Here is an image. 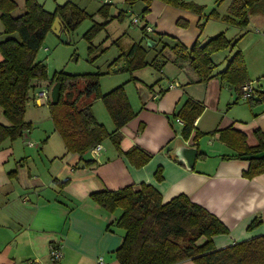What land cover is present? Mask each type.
<instances>
[{
	"label": "crops",
	"instance_id": "0c3cea01",
	"mask_svg": "<svg viewBox=\"0 0 264 264\" xmlns=\"http://www.w3.org/2000/svg\"><path fill=\"white\" fill-rule=\"evenodd\" d=\"M124 1L120 3L126 8ZM229 8L225 12L228 15ZM121 12L112 14L111 7L109 19L100 16L103 22L99 24L118 22ZM143 17V24L151 30L147 29L149 40L155 43H160L158 34L177 39L189 49L196 42H208V38H202L204 17L198 10L186 11L152 0L149 13ZM253 17L264 26L263 14ZM56 19L60 20V34L67 39L61 18ZM161 45L150 54V61L156 59L154 65L127 76L128 72L118 73L126 76L122 77L126 83L122 86L131 110L124 128L116 129L102 99L93 103L96 120L113 135L100 144L104 150L99 155L93 150L83 155L70 153L55 129L50 107L49 121L41 126L32 123L33 114L26 109L31 130L0 147V264H50L52 245L62 248L59 264H101V260L104 264H121L116 257L125 235L116 223L121 210H105L91 195L129 187L139 191L143 185L154 187L164 203L186 196L218 217L229 234L214 239L217 248L264 236V174L245 178L250 161L229 159L238 155V150L221 141V134L231 128L245 137L246 147L261 144L264 87L254 89L250 100L244 101L239 90L216 76L194 83L196 74L178 65L177 56L170 50L161 53ZM219 53L212 57L214 64ZM216 65L215 74L226 69ZM158 72L165 74L164 79ZM118 74L108 77L119 78ZM173 84L179 86L170 89ZM189 103L203 111L185 116L187 120L195 115L192 136L185 138L186 123L179 115L192 110ZM0 123L8 125L1 108ZM210 137L214 140L206 141ZM183 139L199 148L192 171L171 156ZM254 222L257 224L251 228ZM179 264L195 263L187 260Z\"/></svg>",
	"mask_w": 264,
	"mask_h": 264
},
{
	"label": "trees",
	"instance_id": "16d2710c",
	"mask_svg": "<svg viewBox=\"0 0 264 264\" xmlns=\"http://www.w3.org/2000/svg\"><path fill=\"white\" fill-rule=\"evenodd\" d=\"M138 1L147 2L148 6L142 14L147 15L152 0L124 2L130 8ZM157 1L186 11L201 12L203 9L194 3V7H191V4L185 0ZM263 1L233 0L228 10L229 15L224 21L230 25L248 27L254 15L260 13L264 15V11L259 10ZM17 6L16 0H0V23L4 33L9 37L5 40L0 39V108L8 121V125L0 123V147L6 141L13 142L22 138L32 128V124L26 121V109L31 99L29 96L36 90V82L49 80L48 70L43 62L38 61L37 55L51 32L56 18H61L65 24L67 21L72 30L84 20L93 18L86 11L72 4L59 6L55 13H50L37 0H25L24 12L19 16L15 13L18 10ZM111 7L110 2L105 3L99 11V16L109 19ZM127 14L128 12H121L117 17L119 22ZM108 25L109 22L94 25L85 35L87 42L92 44L95 37ZM186 25L187 23H184L183 26ZM147 29L148 26L145 24L142 27V42L134 44L129 52L122 53L111 64L109 67L111 71L106 76L120 72L133 73L154 65L156 59L149 60L150 52H156L161 43V53L170 50L177 56L178 65H185L188 70L196 74L197 79L194 83L205 82L216 76L241 93L242 87L251 82L247 75L245 57L241 51L234 54L223 72L215 74L217 65L212 59L214 53L234 48L237 44L235 42L232 45L224 34L212 38L204 45L196 42L190 49L177 39L158 34L160 43L157 41L156 44L153 41L155 46L149 48L147 42L151 37L148 36ZM163 39L166 41L164 42ZM94 50H96L94 46L90 47L91 54ZM119 63H121L120 68L115 71ZM103 75L101 73L70 75L61 72L50 80L53 83L51 95L53 99L48 106L51 110L52 122L70 153L86 154L96 145H102L107 138L113 136L96 120L92 107L96 100H103L117 130L124 128L130 120L131 110L126 100L124 86L102 94L99 80ZM75 87L79 88V91L73 94ZM189 107L192 110L187 109L186 113H180L179 117L184 119L187 114L193 112L200 114L203 111L201 107L191 103ZM194 119L195 115L190 119H184L185 138L192 136ZM221 139L222 142L238 150L236 151L238 155L230 156L229 159L234 157L243 159L245 156L264 151V139L261 138L258 147L249 148L246 147L245 137L231 128L221 134ZM114 140L115 145L119 147L117 135ZM250 163L245 178L254 179L264 174V160ZM91 198L105 210L110 212L121 210L116 222L117 227L125 232L123 243L116 252L118 262L121 264H179L187 260H192L195 264H264V236L225 248H217L214 239L228 235L229 229L218 217L194 205L186 196L181 195L164 203L162 196L154 187L143 185L139 191L134 187L118 191L104 190L93 193ZM256 224L257 222H254L251 228ZM188 235L192 238L186 245L177 241ZM201 239L205 241L198 245Z\"/></svg>",
	"mask_w": 264,
	"mask_h": 264
},
{
	"label": "rangeland",
	"instance_id": "374dc122",
	"mask_svg": "<svg viewBox=\"0 0 264 264\" xmlns=\"http://www.w3.org/2000/svg\"><path fill=\"white\" fill-rule=\"evenodd\" d=\"M187 3L193 5H200L202 9L203 20V37L208 38V41L212 38L224 34L226 39L230 41L234 48H228L227 50L221 51L216 58L215 63L218 64V69L222 67L226 68L228 62L234 54L241 51L244 54L245 61L248 66V76H250L252 85L254 89L260 90L261 86L264 87V26H261L257 18L252 17V21L248 27H239L235 25H228L224 21L225 16H228L226 10L231 4V0H185ZM18 4V10L16 14L24 12L25 0H16ZM108 2V0H41V6L47 11L56 12L59 6H65L66 4H72L78 8L86 11L93 18L84 20L76 29L72 30L68 22L62 20L64 27L66 25L67 39L65 42L61 40L53 32H50L43 44L42 49L38 53V61L43 62L48 70V78L50 81L55 77L56 74L64 72L70 75H88L101 73L104 74L100 78L101 92L106 94L110 92L111 88H114L115 84L121 80L122 86L126 83L122 77L131 75L130 73L125 75L118 74L119 78H112L106 76V74L111 71V64L118 59L121 54L129 52L132 46L139 43L140 39H143L142 27L143 24V11L147 8V3L144 1H138L133 7H124L120 3L121 0H112L110 3L112 5V14L117 10L119 12L125 10L128 14L123 18L122 21H113L103 29L91 42L88 43L85 35L92 29L94 25L102 23L103 19L99 16V11L103 4ZM194 3V4H193ZM259 10L264 11V1L260 4ZM225 13V14H224ZM224 14V15H223ZM220 16V17H218ZM134 18H139L141 23L135 27L132 24ZM64 30V31H65ZM4 28L0 23V39L5 40L9 38L7 34L4 33ZM17 38V35H15ZM262 37V38H261ZM94 46L93 54L90 53V47ZM151 51V50H150ZM151 51L150 54H153ZM121 63L115 67L117 71ZM161 76L160 72H158ZM114 76L117 74L112 73ZM111 74V76H112ZM130 77V76H129ZM165 74L163 76V79ZM115 79V80H114ZM39 82H36L38 86ZM79 88L75 87L74 92L79 91ZM82 89V87H80ZM34 91L30 94V101L28 103V110L33 114V124L45 125L46 121H49V104L43 105L38 104L33 97ZM257 93H255L256 95ZM53 99V98H52ZM74 100V99H73ZM71 101V103L73 102ZM102 104V103H101ZM100 106V104H98ZM103 105V104H102ZM97 107V106H96ZM33 125V126H34ZM40 125V126H41ZM214 139H206V141H213ZM210 144V143H209ZM212 144V143H211ZM194 237V236H193ZM192 236L188 235L185 238L178 239L177 241L186 245L188 240ZM205 239L198 241V245L203 244Z\"/></svg>",
	"mask_w": 264,
	"mask_h": 264
},
{
	"label": "built area",
	"instance_id": "2783aa9c",
	"mask_svg": "<svg viewBox=\"0 0 264 264\" xmlns=\"http://www.w3.org/2000/svg\"><path fill=\"white\" fill-rule=\"evenodd\" d=\"M112 0H108L109 3ZM132 24L137 25L140 24L139 18H134L132 21ZM148 31L151 32L150 29ZM179 86L178 84H173L170 86V89ZM52 91H53V83L52 81H42L38 83V86L35 90V94L33 97H35V100L38 102V104L42 103L43 105L49 104L52 101ZM254 92V88L252 83L246 84L242 87L240 96L244 101L250 100L252 93ZM30 146H34V143H29ZM104 150V147L101 145H96V147L93 149V153L95 155H99ZM61 247H57L55 245H52L50 247V264H59L62 257H63V251H61ZM99 263L104 264V262L101 260Z\"/></svg>",
	"mask_w": 264,
	"mask_h": 264
},
{
	"label": "water",
	"instance_id": "95a60500",
	"mask_svg": "<svg viewBox=\"0 0 264 264\" xmlns=\"http://www.w3.org/2000/svg\"><path fill=\"white\" fill-rule=\"evenodd\" d=\"M60 29V20L56 19L51 31H53L63 42H65L66 35L60 34ZM147 46L152 48L155 46V43L152 40H149L147 42ZM197 154H199V148L197 146L187 144V142L183 139L182 141L177 142L176 148L171 156L173 160L184 164L187 170L192 171L198 157ZM244 159L250 162L255 160H264V151H261L260 153L257 152V154L254 155L245 156Z\"/></svg>",
	"mask_w": 264,
	"mask_h": 264
}]
</instances>
